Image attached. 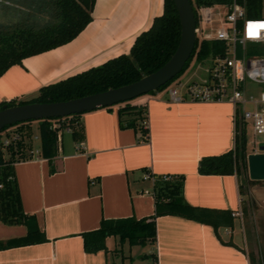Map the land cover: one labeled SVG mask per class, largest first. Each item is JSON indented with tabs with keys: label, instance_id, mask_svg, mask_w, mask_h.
<instances>
[{
	"label": "crops",
	"instance_id": "0c3cea01",
	"mask_svg": "<svg viewBox=\"0 0 264 264\" xmlns=\"http://www.w3.org/2000/svg\"><path fill=\"white\" fill-rule=\"evenodd\" d=\"M26 8L25 0H0V17L19 18ZM162 9L163 0H95L91 19L72 39L25 56L0 75V102L30 98L44 84L128 53L135 36ZM191 67L176 78L202 75L200 69ZM137 97L147 105V138L132 127L119 126L115 103L75 115L82 125L81 139L75 141L70 130L66 136L59 131L57 153L51 162L39 152L38 129L33 136L39 145L34 148L33 140L26 139V156L12 166L22 209L33 215L45 239L0 248V264H124L127 257L132 264L131 247L140 244L121 242L111 234L105 237V248L87 251L81 233L97 228L102 218L153 214L155 179L143 178L145 171L154 176L182 174L185 201L240 209L241 214L234 215L232 225H220L216 230L182 215H157L155 243L140 245L146 250L137 253L146 260L144 264L151 263L152 252L157 264H264V184L253 190L259 206L248 232L252 236L256 227V246L251 252L242 223L239 176L197 169L202 156L233 147L232 104L171 102L165 88ZM29 126L32 129L31 123ZM26 231L23 223L0 220V239L22 236ZM124 243L130 252L126 256L119 253Z\"/></svg>",
	"mask_w": 264,
	"mask_h": 264
},
{
	"label": "trees",
	"instance_id": "16d2710c",
	"mask_svg": "<svg viewBox=\"0 0 264 264\" xmlns=\"http://www.w3.org/2000/svg\"><path fill=\"white\" fill-rule=\"evenodd\" d=\"M231 0H191L192 5L215 4ZM95 0H53L54 21L36 26L26 23L21 15L14 25L0 27V75L12 64L21 63L23 57L32 55L63 44L75 35L91 19V10ZM195 14V11H194ZM196 19V14H195ZM180 19L173 0H163L160 14L153 16L150 25L140 31L134 38L128 53H121L104 62L90 66L81 71L67 75L54 82L42 85L38 94L29 99H10L0 102L12 105L27 101H56L81 96L119 86L149 73L161 66L173 53L180 39ZM215 40L196 39L194 48L182 69L165 84L164 88L179 76L189 65L191 58L202 59L215 50ZM155 90L149 91L153 92ZM117 104V115L120 127H132L140 131V137L147 138V105L139 97L121 101ZM76 114L38 119L39 152L49 160L57 153L58 132L70 130L75 141L82 136V125ZM32 119L17 121L5 125H14L12 132L18 137L6 145L0 144V220L6 223H23L27 227L22 236L0 239V248L21 245L45 239L32 214H27L21 206L18 185L12 163L26 156V145ZM54 122L56 124H54ZM9 133V132H8ZM246 137L239 120L235 121L234 145L218 154L202 156L197 165L200 173L240 174L247 169ZM51 162V160L49 161ZM250 180H256L251 179ZM155 210L150 216L137 218L126 216L118 218H102L100 225L81 233L83 245L87 251L105 248V237L116 235L121 242L130 245L155 243V217L163 213L182 215L197 221L211 224L215 230L220 225H232L234 215L231 209L210 208L192 205L184 200L182 191L183 175H170L164 179L156 175L154 180ZM240 188V187H239ZM241 190V189H240ZM152 261L157 263V256L151 254ZM252 259V255L249 254Z\"/></svg>",
	"mask_w": 264,
	"mask_h": 264
},
{
	"label": "built area",
	"instance_id": "2783aa9c",
	"mask_svg": "<svg viewBox=\"0 0 264 264\" xmlns=\"http://www.w3.org/2000/svg\"><path fill=\"white\" fill-rule=\"evenodd\" d=\"M193 10L196 39L215 40L218 44L202 59H195L201 76L175 78L166 85L167 99L228 101L244 133L247 122L254 136L263 133L264 0L196 4ZM17 137V132L0 134V144L6 145ZM256 142L254 138V150H257ZM162 177L167 179L170 175L162 174ZM143 178L154 180L155 176L145 171ZM232 214L240 215L241 211L233 210Z\"/></svg>",
	"mask_w": 264,
	"mask_h": 264
},
{
	"label": "water",
	"instance_id": "95a60500",
	"mask_svg": "<svg viewBox=\"0 0 264 264\" xmlns=\"http://www.w3.org/2000/svg\"><path fill=\"white\" fill-rule=\"evenodd\" d=\"M173 1L180 19V39L171 56L161 66L131 82L77 97L12 105L3 103L0 108V129L17 121L76 114L112 105L156 90L165 84L182 69L196 41L195 14L191 0ZM246 159L250 178L264 179V143L259 144L258 151L249 152Z\"/></svg>",
	"mask_w": 264,
	"mask_h": 264
},
{
	"label": "rangeland",
	"instance_id": "374dc122",
	"mask_svg": "<svg viewBox=\"0 0 264 264\" xmlns=\"http://www.w3.org/2000/svg\"><path fill=\"white\" fill-rule=\"evenodd\" d=\"M25 3L27 4V8L25 9V14H24L25 18L21 17L20 19L24 21L26 19V23L40 26L42 24L55 20L53 0H25ZM14 20H17V18L0 17V27L6 28L9 26H12L16 23L14 22ZM189 65H191L192 67L196 65L195 57L191 58ZM18 100H22V99L20 98V99H17V101ZM13 127L14 125L7 126L5 129L0 130V134L4 135L8 132L11 133ZM31 127L32 129L29 133V137L31 138V140H33L32 145L35 148L37 144L39 145V139L34 138L33 136L35 134V131L38 129V119L31 120ZM67 134H68V131L64 130V135L66 136ZM245 136H246V152L248 153L254 149V143H253L254 138L257 141L256 146H255L257 149H259V144L264 143V132L254 136L249 122H247V125L245 128ZM238 176H239V186L241 189V197H242L240 206L242 209H244V214L242 215V223L246 230L245 233H246L247 239L248 241L250 240V242L247 245V250L253 252V245L256 246V231H255L256 227L254 226L253 229L255 230L254 231L252 230L253 232L252 236H251V233H249L250 235L249 236L248 232H250L249 228H252L251 225H253V222L256 220V217H257L256 212L259 206L257 203L258 199L254 197L253 190H256L258 186L263 185L264 180H252L251 181L250 178L248 177L247 169L242 170L240 174H238ZM254 212H255V218L253 216ZM240 237H241V234H240ZM123 245L125 248H123L122 250H119V253H121V255L124 254V256H126L125 254H129L131 252L133 256V259L131 260L132 264H144L146 262V260L143 257H140L137 255V253H140L141 251L146 250V247L142 248L140 245H133L129 252V250L126 248L128 244L124 243ZM129 262H130L129 257H127L124 259L123 263L129 264Z\"/></svg>",
	"mask_w": 264,
	"mask_h": 264
}]
</instances>
